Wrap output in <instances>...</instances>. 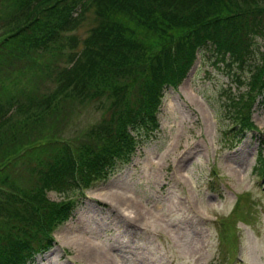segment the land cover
<instances>
[{"label": "trees", "instance_id": "trees-1", "mask_svg": "<svg viewBox=\"0 0 264 264\" xmlns=\"http://www.w3.org/2000/svg\"><path fill=\"white\" fill-rule=\"evenodd\" d=\"M0 7V264H29L52 249L74 207L51 201L49 192L80 194L105 182L157 138L164 90L187 77L200 50L233 69L235 82L247 71V89L233 99L246 100L231 132H259L251 108L257 99L264 106V0H0ZM89 12L96 26L79 51L66 52L68 34ZM143 48L140 63L155 72L135 64ZM12 59L25 61L16 71L25 73L21 87L10 88L15 80L3 72ZM123 73L139 88L137 102L120 112L114 84ZM102 99L112 102L113 116L96 126L84 155L44 143L47 119L65 118L58 108ZM258 159L264 164L263 150ZM23 166L37 177L30 191L13 187L11 173Z\"/></svg>", "mask_w": 264, "mask_h": 264}, {"label": "rangeland", "instance_id": "rangeland-1", "mask_svg": "<svg viewBox=\"0 0 264 264\" xmlns=\"http://www.w3.org/2000/svg\"><path fill=\"white\" fill-rule=\"evenodd\" d=\"M95 26L89 12L63 50L76 45L79 51ZM144 49L135 64L151 72L150 64L140 63ZM24 62L12 59L3 69L9 82L15 80L10 88L23 85L25 73L16 71ZM232 71L200 50L187 77L164 90L160 132L130 165L80 194L49 192L51 201L74 208L56 228L52 249L29 264H264V164L258 159L264 154V106L257 99L251 108L259 132L234 136L246 99H233L245 93L247 71L236 82ZM114 87L120 112L137 102L132 74L116 77ZM105 100L58 108L65 118L47 119L51 137L44 143L84 155L83 147L95 143L96 126L113 116L112 102L104 106ZM22 168L11 173L13 187L36 188L37 177Z\"/></svg>", "mask_w": 264, "mask_h": 264}, {"label": "bare ground", "instance_id": "bare-ground-1", "mask_svg": "<svg viewBox=\"0 0 264 264\" xmlns=\"http://www.w3.org/2000/svg\"><path fill=\"white\" fill-rule=\"evenodd\" d=\"M122 208V207H121ZM124 210H128V208H123Z\"/></svg>", "mask_w": 264, "mask_h": 264}]
</instances>
